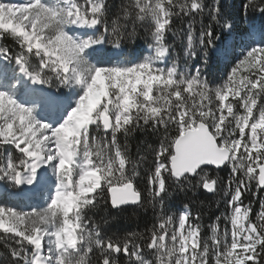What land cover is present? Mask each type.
<instances>
[{
  "label": "snow or ice",
  "instance_id": "6c2138e0",
  "mask_svg": "<svg viewBox=\"0 0 264 264\" xmlns=\"http://www.w3.org/2000/svg\"><path fill=\"white\" fill-rule=\"evenodd\" d=\"M256 16L0 0V264H264V26L237 31ZM130 210L142 230L115 227Z\"/></svg>",
  "mask_w": 264,
  "mask_h": 264
},
{
  "label": "trees",
  "instance_id": "16d2710c",
  "mask_svg": "<svg viewBox=\"0 0 264 264\" xmlns=\"http://www.w3.org/2000/svg\"><path fill=\"white\" fill-rule=\"evenodd\" d=\"M115 2L118 4L119 0H115ZM233 0H229V3H232ZM236 3H239V0H235ZM250 26H254V28L258 31L262 26H264V18H261L259 16L253 17L250 20H245L243 23L238 25L237 31L238 32H245L249 29ZM141 45V50L143 49V41H139ZM239 51V49H237ZM213 70L216 72L217 75H222L226 70V61H220L217 62L215 54H213ZM230 68V65H229ZM178 199L176 198L173 201V207L175 208L178 206ZM200 200H202L204 203L201 206L202 212L204 213V221L205 223H209L211 219L215 217V215H219L220 211L223 210V206H221L220 209H217L215 200L211 194H201ZM151 213L146 215L141 210L136 211H129L128 213L124 214L118 221V223L115 225L116 228L122 229V230H142L145 223L150 219Z\"/></svg>",
  "mask_w": 264,
  "mask_h": 264
}]
</instances>
